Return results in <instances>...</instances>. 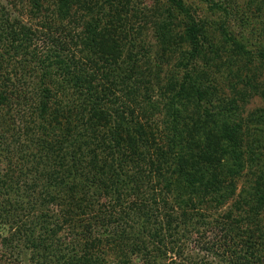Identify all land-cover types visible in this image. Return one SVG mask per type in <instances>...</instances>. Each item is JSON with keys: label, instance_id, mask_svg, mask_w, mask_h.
Returning a JSON list of instances; mask_svg holds the SVG:
<instances>
[{"label": "trees", "instance_id": "trees-1", "mask_svg": "<svg viewBox=\"0 0 264 264\" xmlns=\"http://www.w3.org/2000/svg\"><path fill=\"white\" fill-rule=\"evenodd\" d=\"M55 1L46 34L0 8V225L9 231L0 264H159L175 248L156 245L210 225L245 172L254 183L236 205L245 212L215 218L221 239L200 250L264 264V112L242 118L208 78L214 65L199 70L210 49L203 23L170 0L189 19L188 51L180 73L163 76L170 13L158 27L161 54L150 57L140 33L130 36L139 12L129 0ZM220 30L241 58L264 64V45Z\"/></svg>", "mask_w": 264, "mask_h": 264}, {"label": "rangeland", "instance_id": "rangeland-1", "mask_svg": "<svg viewBox=\"0 0 264 264\" xmlns=\"http://www.w3.org/2000/svg\"><path fill=\"white\" fill-rule=\"evenodd\" d=\"M129 1L135 5L139 12V14H136V20L134 16L130 19L131 26H133L132 29L134 30L130 36L132 37L134 34L140 33L138 38L147 45L150 57L161 54V47L157 42L158 27L162 24L163 26H165L164 24L168 25L169 13L172 17L176 18V20H171L175 24L171 29L172 38L175 42L169 40L173 51H169L164 55L166 61L163 60L161 63L163 64V76L175 75V72L179 74L180 72L177 70L178 61L182 60L183 53L188 51V46L184 41V31L187 28L189 19L180 15L177 7L170 0ZM176 1H180L183 7L189 10V14L195 22L199 24L203 23L205 26L206 44L210 46V49H206L204 58L199 62V70H208V65H214V68L218 66V68L216 67L218 72L214 68L210 69V74L215 75L208 78L211 79L213 77L214 82L212 85L219 86L221 96L236 100L235 106L242 118H248V116L257 117L259 113L264 112V101L258 93L264 88V64L262 65L256 59H254L253 63H248L245 59L241 58L235 50L227 45L224 35L220 30V27L223 26L230 36L237 38V40L242 39L245 42H249V45L254 47L253 49L260 48L261 45H264V0ZM95 2L103 3L105 0H92L93 4ZM40 3V13L35 15L32 13L31 8L33 7V0H0V8L5 9L12 16L11 18L18 19L25 26L38 30L39 33L46 34L47 21H50V17L55 20L54 9L56 1L41 0ZM74 15L78 18H81V16L86 17V13L77 8L72 11V16ZM81 20L86 22L87 19L82 18ZM79 28H81L80 25ZM42 42L43 39H40L37 45L41 46ZM206 61H208L207 64ZM11 69L12 67L8 68V71ZM246 176L245 172L238 180L235 198L229 200L217 212L209 213L207 220L210 225L200 226V228L199 225L194 226L195 229L186 226L185 235H181L171 241H164L163 246L156 245L158 248H175L172 252H167L165 259L159 260L160 262L158 263L226 264L225 258H215L200 250V248L204 246V243L209 244L221 239L219 233L222 232H219V227L212 225L215 218L220 216L218 221H223V215L231 213L232 218L236 219V217L243 215V211L245 212L246 207L242 208L243 205H240V207L236 205L240 202L238 199L246 191L254 189V183L251 184V181H249L252 178H246ZM259 214L261 221L258 228L264 236V210ZM202 228H208L209 230L203 231ZM196 231H199V235ZM200 234H202V238ZM8 235V227L0 225V249L3 248V239L7 238ZM262 249L264 250V248ZM0 253H2L1 250ZM20 260L19 264H28V257L22 256ZM162 260L164 262H161ZM10 261L16 264L14 258H11Z\"/></svg>", "mask_w": 264, "mask_h": 264}]
</instances>
